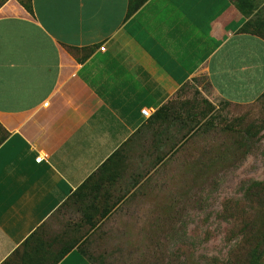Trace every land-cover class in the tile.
Instances as JSON below:
<instances>
[{"label":"crops","instance_id":"1","mask_svg":"<svg viewBox=\"0 0 264 264\" xmlns=\"http://www.w3.org/2000/svg\"><path fill=\"white\" fill-rule=\"evenodd\" d=\"M24 2L0 0V264L194 77L234 104L264 94V39L232 0Z\"/></svg>","mask_w":264,"mask_h":264},{"label":"rangeland","instance_id":"2","mask_svg":"<svg viewBox=\"0 0 264 264\" xmlns=\"http://www.w3.org/2000/svg\"><path fill=\"white\" fill-rule=\"evenodd\" d=\"M232 1L264 38V0ZM73 248L93 264H264V94L234 104L194 77L6 264Z\"/></svg>","mask_w":264,"mask_h":264},{"label":"trees","instance_id":"3","mask_svg":"<svg viewBox=\"0 0 264 264\" xmlns=\"http://www.w3.org/2000/svg\"><path fill=\"white\" fill-rule=\"evenodd\" d=\"M145 0H134V5H135V8H137L140 4H142L143 2H144ZM24 5L28 8V9H31V6H30V0H27V2H24ZM240 10H241V12H242V14L244 15V16H246V15H248V14H250V11H248V10H246L245 9V7L243 6V5H240ZM246 32H248V31H246ZM248 33H252V34H254V35H257V36H259V37H262L261 35H259V34H257L256 32H248ZM263 38V37H262ZM264 39V38H263ZM35 234V233H34ZM33 234V235H34ZM29 240V239H28ZM27 240V241H28ZM65 255V254H64ZM63 255V256H64ZM62 256V257H63ZM61 257V258H62ZM60 258V259H61ZM59 260V259H58Z\"/></svg>","mask_w":264,"mask_h":264},{"label":"built area","instance_id":"4","mask_svg":"<svg viewBox=\"0 0 264 264\" xmlns=\"http://www.w3.org/2000/svg\"><path fill=\"white\" fill-rule=\"evenodd\" d=\"M142 113H143V115L145 116V117H147V118H149V117H151V115H152V112H151V110H149V109H147V108H145V109H143L142 110ZM43 160V156H38L37 158H36V161L39 163V162H41Z\"/></svg>","mask_w":264,"mask_h":264}]
</instances>
